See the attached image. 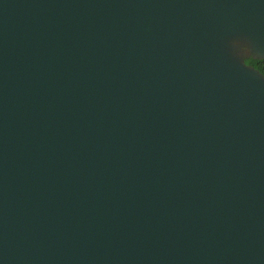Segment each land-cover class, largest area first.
I'll return each mask as SVG.
<instances>
[{
	"label": "water",
	"instance_id": "95a60500",
	"mask_svg": "<svg viewBox=\"0 0 264 264\" xmlns=\"http://www.w3.org/2000/svg\"><path fill=\"white\" fill-rule=\"evenodd\" d=\"M264 0H0V264H264Z\"/></svg>",
	"mask_w": 264,
	"mask_h": 264
},
{
	"label": "trees",
	"instance_id": "16d2710c",
	"mask_svg": "<svg viewBox=\"0 0 264 264\" xmlns=\"http://www.w3.org/2000/svg\"><path fill=\"white\" fill-rule=\"evenodd\" d=\"M245 60H246V62L253 64L261 72L264 73V58H252V57H248Z\"/></svg>",
	"mask_w": 264,
	"mask_h": 264
}]
</instances>
